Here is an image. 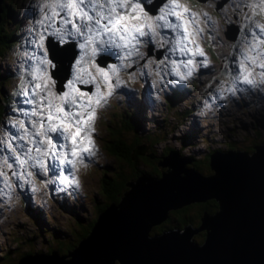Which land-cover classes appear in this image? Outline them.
<instances>
[{
  "label": "rangeland",
  "instance_id": "obj_1",
  "mask_svg": "<svg viewBox=\"0 0 264 264\" xmlns=\"http://www.w3.org/2000/svg\"><path fill=\"white\" fill-rule=\"evenodd\" d=\"M144 1L149 2L139 0L143 7ZM160 1L161 4L156 6ZM53 2L54 0H16L20 20L18 33L21 35L16 38V43L14 42L11 48L0 56L2 72L4 68H9L12 73L18 68L21 71L16 77H11L10 81L12 80V85L15 86L14 90H19L24 96L20 108L9 107L0 120V168L10 177L0 178V253L6 249L13 250L12 257H7L10 262H19V257L27 248L31 251L33 248L50 247L45 245L48 238L54 243L53 248L58 245L55 242L56 238L65 240L60 246L67 247L69 245L66 242L67 233L74 232L71 229L75 222L74 215L81 214L84 219H88L96 213L93 200L100 190V173L104 165L113 162L112 156L105 149V141L112 137L110 128H118L125 124L121 117L124 111L133 110L143 115L144 128L148 127L150 131L157 129V136L163 138L157 144L159 150L164 145H171L176 151L170 152H176L181 158H187L184 155L192 157V163H196L200 173L206 176L214 173L209 167L207 157L210 150L212 154L219 152V149L213 148L224 149L232 142L244 149L250 143L264 141V83L258 82L255 87L238 84V91L235 94L227 91L239 74V63L245 61L249 54L256 56L258 52H264V44H259V41L264 40V32L258 27L264 25V6L261 0H180L190 12L195 13V19L199 21L195 27L203 30L196 40L208 60L207 67L199 66L187 80H180L171 61L193 59L199 63L205 57L192 56L191 53L182 56L178 50L171 51L175 40V32L171 29H159L160 35L154 38L141 37L142 43L136 46L139 52L123 61L131 66L121 69L120 85L108 97L107 103L97 109L95 131L92 133L95 142L93 154H85L75 167L59 165L49 158L48 177H45V172H41L39 168L29 167L28 171L33 172V175L28 179L18 180L12 176V171L17 169V165L8 144L11 142L17 152L21 153L23 148L28 146V141L22 139L25 129L20 128L19 124L23 122L26 129L32 131L31 120L25 113H30L35 106L27 101L30 98L38 99L33 92L35 85L40 82L36 79L37 67L50 74V66L38 64L42 50L36 46L39 40L37 33L44 31L47 49L49 39L60 45L75 43L71 36L72 39L68 37L67 42L61 43L56 36L51 35L53 31L51 27L45 31L37 23L44 19L45 15H51L52 10L48 5ZM166 3L167 0H156L153 3L156 10L150 6L144 7V10L149 16L154 17ZM154 11L156 13H152ZM63 16L64 13L60 12L55 18V27H61L60 18ZM170 19L175 22L174 17ZM4 22L11 23L7 19ZM49 23L53 21H45V25ZM68 29H71L70 25ZM73 44L68 47L69 51ZM256 44H259V47L253 50V45ZM190 47L195 51L194 44ZM75 49L77 54L71 63L72 66L65 65V68L61 67L48 52V58L55 65L54 77L58 82L52 76L51 78L55 81L53 91L57 94L68 91V81L74 78L75 62L81 55V49H78L76 44ZM116 53L123 55L118 49L106 48L95 57V63L104 68L111 64H119L121 61H116L119 59ZM260 60H264V56L260 57ZM82 67L90 68L88 57L85 58ZM91 71L95 74L94 69ZM180 71L186 72L187 69L181 67ZM261 71L264 69L256 67L254 72V77L258 81ZM65 75L67 77L63 80ZM84 78L88 77L85 75ZM91 87L89 96L95 91L94 84ZM240 88L243 90H239ZM84 99L87 100L88 97ZM129 105L131 109L126 110ZM185 109L188 110L186 116ZM250 122H255L256 126L253 127V124L250 126ZM121 129H124L123 135L130 142L132 139L130 130ZM49 135L58 145L62 143L58 134ZM5 159L8 163H13V169L6 167ZM188 159L187 163H190L191 160ZM29 163L31 164V161ZM133 172L135 175L130 181L134 182L140 174L136 170ZM63 175L78 180V186L61 184L59 177ZM126 187H130L128 182ZM33 209L40 212L42 218L35 217ZM44 228L47 229V233ZM51 230L57 231L53 237ZM7 260L4 259L0 264H7Z\"/></svg>",
  "mask_w": 264,
  "mask_h": 264
},
{
  "label": "water",
  "instance_id": "obj_2",
  "mask_svg": "<svg viewBox=\"0 0 264 264\" xmlns=\"http://www.w3.org/2000/svg\"><path fill=\"white\" fill-rule=\"evenodd\" d=\"M155 1L147 5L154 8ZM210 157L214 173L206 176L184 166L188 158L170 152L160 164L172 170L141 175L120 202L99 213L88 237L70 252L27 255L19 263L114 264L118 258V264H264V143ZM212 197L218 210L205 212L201 223L148 235L168 210Z\"/></svg>",
  "mask_w": 264,
  "mask_h": 264
},
{
  "label": "snow or ice",
  "instance_id": "obj_3",
  "mask_svg": "<svg viewBox=\"0 0 264 264\" xmlns=\"http://www.w3.org/2000/svg\"><path fill=\"white\" fill-rule=\"evenodd\" d=\"M261 4L264 6V0H261ZM48 7L52 10L51 15H45L44 19L37 23L45 31L51 27L53 29L51 35L56 36L61 43L67 42L69 35L80 38L81 55L75 62L74 78L68 81V91L61 94L53 91L55 81L52 80L51 75L37 67L36 79L40 82L35 85L33 92L38 99L27 101L35 106L30 113H25L31 120L32 131L29 132L23 122L19 124L20 128L25 129L22 139L28 141V146L24 147L21 153L17 152L11 142L8 144L14 163L17 165V169L12 171V176L18 180L28 179L33 175V172L28 171L29 167H37L41 172L46 173L49 158L59 165L67 164L75 167L85 154H93L95 142L92 133L95 131L97 109L107 103L108 97L120 85L121 69L131 66L123 61L139 52L136 46L142 43L141 37L154 38L160 35L159 29H171L175 32L171 51L178 50L182 56L191 53L192 56L205 57L203 49L196 40L203 30L195 27L199 23L195 19V13L190 12L180 0H167L159 14L154 17L148 15L139 0L135 2L134 0H54ZM60 12H63L64 16L60 18L61 27L57 28L54 21ZM170 17H174L175 22ZM46 20L53 23L45 25ZM258 27L264 32V25ZM37 35L39 40L36 46L42 50L38 64L55 67L48 58L44 31L38 32ZM192 44L195 45V51L190 47ZM259 44H264V40L259 41ZM259 44L253 45V50L258 48ZM109 47L123 53V55L116 53L121 63L111 64L107 68L100 67L95 63V57ZM262 56L264 52H258L256 56L249 54L245 57V61L239 63V74L235 77L232 86L227 89L228 92L235 94L238 91V84L255 87L258 82L264 83V71L259 73V81L254 77L256 67L264 69V60H260ZM86 57L90 68L82 67ZM171 64L180 80H187L197 67H207L208 60L205 57L199 63L188 59L171 61ZM181 67L187 71H180ZM91 69L95 70V74ZM85 75L88 78H84ZM77 82L94 84L95 91L89 96L76 87ZM37 89L39 91H36ZM85 97L88 99L85 100ZM32 117L37 119L32 120ZM50 133L58 134L62 143L59 145L55 143ZM4 164L8 169H13V163H8L7 159L4 160ZM0 178L10 179L2 168H0ZM59 182L66 186L79 184L78 180L69 179L67 175L60 176Z\"/></svg>",
  "mask_w": 264,
  "mask_h": 264
},
{
  "label": "trees",
  "instance_id": "obj_4",
  "mask_svg": "<svg viewBox=\"0 0 264 264\" xmlns=\"http://www.w3.org/2000/svg\"><path fill=\"white\" fill-rule=\"evenodd\" d=\"M15 2L16 0H3L1 4L2 10L0 12V56L4 55L7 50L11 48V45L14 42L16 43V38L20 37L21 35L18 33L20 30V20L18 19L19 11L17 8V3ZM5 19H7L8 22L11 23H5ZM18 41L19 38L17 42ZM12 72L13 71L9 68H4V72H2V69H0V120L6 114V110L9 107L20 108V102L24 99L22 98L24 96L20 94L19 90H14L15 86L12 85V80L10 81L11 77H16L21 71L18 68L16 69L15 73ZM22 73L24 75L25 72L23 71ZM4 75H6L5 78L3 77ZM128 109H131L130 105L126 110ZM184 112L185 116L188 115V110L186 111L185 109ZM121 117L125 121V124L119 126L118 128H110V135H112V137L105 141V149L108 154L112 156L113 162L104 165L103 170L100 173V190L98 191V196H95L93 200V204L96 205V213L88 219H84L81 214H75L73 217L75 222L73 227L71 228L74 230V232L68 231L67 233L68 239L66 240V242L69 245L67 247H61L60 243L64 242L65 240L56 238L55 242L58 243V245L56 248H53L52 244L54 243H51L52 240L48 238L46 239L45 245H49L50 247L46 248L47 252H50L52 250L58 251L60 254H66L70 252L79 242V240L81 238H84L90 232L92 226L96 222L99 213L105 207H108L110 205L109 203L121 201L124 193L129 189L126 187L127 182H129L131 180V177L135 175L133 170H136V172H138L140 176H148V173H150L149 175L153 176L161 174L162 169L164 170V168L168 167L167 165H161L160 161H162L167 155H169L170 151H176V148H172L171 145H164L159 150L157 148V144L162 141L163 138L157 136V129H155V131H150L148 127H145V130L143 115H139L132 110L130 112L124 111V113H121ZM252 124L253 127L256 126L255 122L249 123L250 126ZM121 128L130 130V134L132 135V139L130 140V142L127 141L126 137L123 135L124 129ZM260 133H262L261 129ZM142 138H144V140H142ZM261 143H264V141L250 143L247 147L241 149V147L237 146V144L231 142V144L226 145V148L224 149L213 148V150L241 149L244 151H251L254 145H258ZM137 147L138 149H136ZM180 155L182 156L183 154L180 153ZM210 155L211 150L207 154V157L209 158V167L214 170L210 165ZM184 156L190 158L191 160L190 163H184V166H190L194 170H200L196 166V163H192V157H189L187 155ZM160 165L164 168H162ZM49 175L50 174L48 172L44 174L45 177H48ZM188 209H190L189 212H187ZM217 210L218 200L214 197L183 205L178 208H172L168 211L167 218L151 226L150 234L161 233L165 231V229L178 227V225L179 227H182L187 223L198 224L201 221L202 214H204L205 212H209L211 214ZM32 212L35 217L42 218V214L37 210L33 209ZM43 230L45 231V233H47L46 228H44ZM55 233L57 234V231L54 232L51 230L52 237L55 236ZM26 250L21 254L19 258L32 254V252L27 253L30 251V248H27ZM12 253L13 250L11 249H6L3 253H0V258L2 259L0 263H2L4 259L7 260V257L11 258ZM35 254H43V252H38L37 250L35 251ZM7 264H19V262L8 261Z\"/></svg>",
  "mask_w": 264,
  "mask_h": 264
},
{
  "label": "bare ground",
  "instance_id": "obj_5",
  "mask_svg": "<svg viewBox=\"0 0 264 264\" xmlns=\"http://www.w3.org/2000/svg\"><path fill=\"white\" fill-rule=\"evenodd\" d=\"M2 1L3 0H1L0 7H1ZM71 44H73V43H71ZM71 44L60 45L57 42L55 43L52 39H49L48 42H47L48 50H49L50 55L63 68H65V65H66V67L72 66L71 63H73L74 59L76 58L77 52H76V49H75V43L71 47V51H69V49H68V47L71 46ZM65 49H67V50H65ZM60 89L61 88H58V90H60ZM169 166L172 168L171 165H169ZM135 182L136 181L131 183L129 189L124 193L123 197L131 189V187L134 185ZM148 235L152 237V235L150 234V230L148 232ZM86 237H88V236H86ZM117 261L119 262L118 258H116L114 260V264H117L116 263Z\"/></svg>",
  "mask_w": 264,
  "mask_h": 264
},
{
  "label": "flooded vegetation",
  "instance_id": "obj_6",
  "mask_svg": "<svg viewBox=\"0 0 264 264\" xmlns=\"http://www.w3.org/2000/svg\"><path fill=\"white\" fill-rule=\"evenodd\" d=\"M161 2H162V1H160V3H158V5H156V6H159V5L161 4ZM147 3H148V2L144 1V7H147ZM154 10H156V8H154ZM259 15H260V13H259ZM91 90H92V88H91ZM202 215H203V214H202ZM199 223H201V221H200ZM199 223H198V224H199ZM193 225H197V224H193ZM37 250H38V252H43V254L53 252V250L50 251V252H47L46 248H33L31 251H29V252H27V253H31V252H33L32 254H35V251H37ZM41 250H43V251H41ZM32 254H29V255H32Z\"/></svg>",
  "mask_w": 264,
  "mask_h": 264
},
{
  "label": "clouds",
  "instance_id": "obj_7",
  "mask_svg": "<svg viewBox=\"0 0 264 264\" xmlns=\"http://www.w3.org/2000/svg\"><path fill=\"white\" fill-rule=\"evenodd\" d=\"M186 164H187V162H186ZM168 167H166V168H164V170H166L167 168L168 169H171L172 170V168L169 166V165H167ZM163 170V169H162ZM162 172V171H161ZM160 175V174H159ZM119 202V201H118ZM118 202H111V203H118ZM110 204V203H109ZM169 211V210H168Z\"/></svg>",
  "mask_w": 264,
  "mask_h": 264
}]
</instances>
